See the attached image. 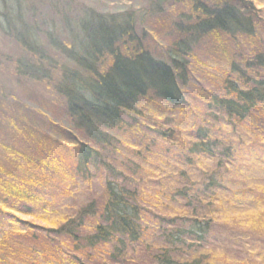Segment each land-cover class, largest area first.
Here are the masks:
<instances>
[{
    "label": "trees",
    "instance_id": "1",
    "mask_svg": "<svg viewBox=\"0 0 264 264\" xmlns=\"http://www.w3.org/2000/svg\"><path fill=\"white\" fill-rule=\"evenodd\" d=\"M146 1L140 17L156 16V22L168 28L166 33L150 31L153 37L161 34L168 41L161 57L151 52L145 36L134 29L133 12L128 18L93 13L79 22L64 7L72 5V0H57L59 4L53 3L49 9L39 0H0V33L13 37L23 51L9 60L15 80L21 85L33 81L45 87L49 101L44 105L58 119H51L55 128L47 134L57 138L50 137L54 150L50 161L31 159L0 138V264H48L35 258L54 244L52 241H58L55 249L59 255L60 248L68 250L57 264H64V260L79 264L81 258H89L80 255L84 243L114 244L103 264H142L144 259L131 257L130 252L150 237L156 241L143 224L146 218L156 223L160 241L154 254L147 255V264L205 263L204 256L190 254L191 247L203 251L218 215L223 213L212 202L213 190L221 187L220 181L230 173L235 155L234 146L225 144L224 128L239 127L240 136L243 125L264 106V49L234 54L216 43L210 49L221 68L210 84L196 72L198 68L207 76V70L192 67L191 56L196 47L205 46L211 34L221 35L225 41L253 39L259 18L251 12L254 0ZM69 33L75 36L66 35ZM199 80L204 84L198 102L207 115L186 133L187 153L182 155L181 167L169 175L171 188L166 197L173 204L166 206L141 188L144 180L135 181V172L128 175L114 164L121 166L112 150L122 138L135 145L132 149L139 157L149 146L160 144L168 149L171 140L177 139L174 111L182 107L193 110L194 98L188 89ZM14 97L18 98L12 95L11 101L4 98L0 102L2 120L14 128L16 124L23 128L24 123L34 126L25 119L29 103ZM148 104L156 107L158 115L146 113ZM39 110L36 107L33 111L38 115ZM145 114L153 119L147 126L150 132L142 128L149 122L144 120ZM214 120L222 122L219 128ZM23 129H17L21 136ZM40 140H35L36 147ZM21 156L26 163L18 160ZM207 158L215 160L210 174L206 168L197 179L187 174L186 161ZM130 161L129 156L124 157V162ZM163 173L152 178L154 185L149 188L153 191H159L157 184L165 188L168 172L163 169ZM97 175L102 183L101 198L91 194L90 201L80 202L78 210V201L63 203L61 209L50 206L52 199L74 197L80 181ZM178 176L184 177L181 185H176ZM88 222L90 231L86 232L83 227Z\"/></svg>",
    "mask_w": 264,
    "mask_h": 264
},
{
    "label": "rangeland",
    "instance_id": "2",
    "mask_svg": "<svg viewBox=\"0 0 264 264\" xmlns=\"http://www.w3.org/2000/svg\"><path fill=\"white\" fill-rule=\"evenodd\" d=\"M32 1L33 0H30V2ZM39 1L49 5L48 9L53 3L59 4L57 0ZM253 2L255 9H252L251 12L259 18L257 20V34L254 35L253 39L241 38L239 40L228 39V41H225L223 36L211 34L206 37L207 41H204L205 46L200 45L195 48L194 53L191 56L192 67H195L196 65L199 68L207 70V76H204L205 74L195 67L197 74H199L203 82H206L207 80V83H212V80L214 79L213 75L221 68L220 63L216 58H214V56L212 57V50L217 46L216 43L221 44L218 45L220 49L233 51L234 54H242V52L248 51L250 53H257L264 49V0H254ZM146 4V0H72V5H64V7L69 14H71L72 18L78 17L77 20H79V22L82 18L87 19V17L93 13L95 15L101 13L109 14L110 16L123 15V18H128V16L133 17V12L136 15V17H134L136 20L134 23V29H136V31L143 37L145 36L144 43H146V45L148 44L151 52L155 56L161 57L163 51L167 48L168 41L164 37H160L162 36L161 34L160 36L156 35L153 37L150 31L154 32V34L159 30L166 33V29L168 28L163 27L160 22H156V16L155 18L149 17L150 19L147 17H140ZM46 5H44V8L47 9ZM0 8L2 7L0 6ZM62 10H64V8H62ZM43 12L47 13L48 10ZM38 15L40 16V13H38ZM170 16L171 15L168 14V17ZM173 18L175 20V16H173ZM34 19L37 20V15ZM38 20L39 22L41 21L40 17ZM0 21L3 22L1 17ZM170 21L171 18L168 20V24H170ZM64 31L70 32L65 29ZM66 35L74 37L75 33H69ZM219 41H221V43ZM22 53L23 51L13 37L9 38L0 33V102H2L4 98L11 101L12 95L18 97H14L15 101H17V99H21L24 102L27 101L30 106L26 112L25 119L28 120L27 122H33L37 130H41V132L37 131L33 125L26 123L23 124V128L26 129L19 127V124H16L18 127L14 128L12 125L2 120L3 117L0 113V138L4 140V144L9 142L13 146L15 145L17 150L21 151L31 159L37 160L40 158L50 161L54 157V150L50 148V143L52 141L50 140V137L54 140L57 138L56 136L47 137V134L53 133V129L55 128L52 126L54 124L50 123L51 119H58L53 112L44 105L45 102L49 101V95L47 94L45 87L34 85L35 83H33V81L21 85V82L15 80L16 77L14 75V70L12 71V64L9 63V60H12L13 57H19ZM203 82L200 80L199 82L195 81L188 89L191 96L195 99L191 100L193 110L182 107L179 108V111H174L176 124L175 134L177 139L171 140L172 144H169L168 149L164 147L165 145L162 146L160 144L158 146H149L142 149L145 153L143 156L139 157L137 156V151L132 149L135 148V145L126 138H122L121 141L116 143L115 149L112 150L113 156H116L121 166L117 165V163L114 164L119 169L124 170L128 175L131 172H135V181L144 180L142 183L144 185H141V188L147 190L151 197L160 198L166 203V206H172L173 204L166 197L167 190L171 188V179L169 178V175H171L176 168L181 167L180 162L183 161L182 155L187 153L186 146L189 143V139L186 137V133L195 121L201 120L202 117L207 115L206 111L200 107V103L198 102L201 87H203L204 84ZM7 100L5 102H7ZM146 106V113L158 115L154 105L148 104ZM36 107L41 111L38 115L33 111ZM13 113L15 114V117L18 116L15 110ZM144 120H149V122L143 124L142 128L145 131L150 132L152 129L147 126L152 123L153 119L145 114ZM161 121H163V119L159 121L156 120V124ZM213 122L217 128H219V125L222 123H218V120H214ZM29 127L32 129L27 131L29 130ZM18 128L23 129V136L19 133L20 130H17ZM227 129L224 128L223 131V133H226L227 135L226 140H220H224L225 144L227 142L228 145L231 144L234 146V162L230 165V173L228 176L225 175L220 181L219 184L221 187L213 190L214 199L212 201L214 205L221 207L220 211L222 210L223 213L221 216L218 215V223H215L211 234L208 236L209 241L203 249L205 253L200 251V247L192 246L190 254L204 256V264H264V106L259 107L253 113L250 122L243 125L240 136L237 135L238 130H240L239 127L235 130ZM30 134L33 136L32 140L28 138ZM38 138L41 139L40 146L36 147V144L38 143L35 142V140ZM162 142L164 143V141ZM57 152L58 150L56 153ZM125 156H129L132 161L137 163L132 164V161H130V163L124 162ZM220 156L222 155L220 154L219 158ZM18 160L23 164L26 163V160L23 159L22 156L18 157ZM186 164H189L186 166L187 174L195 176L194 178L197 179L198 177L200 178V174L205 168L207 169V174H210L209 170H212L215 166V160L207 158L200 162L186 161ZM163 169L168 172L164 182L165 188L159 187V184H157V189L160 188L159 191H153L149 188L154 185L152 178L157 179L165 174L163 173ZM149 178H151L152 181L148 180ZM176 178L180 179L179 181H176V185H181V183L184 182V177L178 176ZM133 184H137V186L139 185L136 182H133ZM74 192V197L67 196L64 199H52L50 202L52 204L50 206H55V208L61 209V207H65L62 205L63 203L68 204L78 201V210L81 208L80 202L84 203L90 201L92 197L91 194L94 197L101 198L102 183L99 175L94 176L87 181H80V184L75 186L73 194ZM100 198L97 199L98 202L100 201ZM151 201L155 203L153 198H151ZM151 220L146 218L143 224L146 226V230H150V236H156V241L150 237L148 240H145L147 244L144 242L143 246L135 245V248L131 249L132 251L130 252L131 257L139 256L143 258L144 260L141 259L142 264L148 263L147 255L154 254L156 251L155 247L158 246V244L160 245V241L157 240L158 233L156 231H158V229L156 223ZM90 223L91 222L86 223V228L83 227V230L89 232ZM250 233L254 234V237H251L249 235ZM63 238L65 237L63 236ZM252 241L255 242L251 244L250 242ZM52 242H54V244L51 243L50 247H48L45 252L42 251L43 253H40L35 259L40 261L46 260L49 262L48 264L59 263L60 258L66 254L68 250L64 251L63 247L60 248L61 255H59V252L55 249V247L59 246L58 241ZM69 242H71V239ZM148 244H151L150 248H148ZM146 245L147 248L144 249ZM113 246L114 244L112 243H110V245L98 244L96 246L84 243L82 248L83 252L82 254L80 253V255H87L89 258H81L78 263L103 264L109 259L107 254L113 251ZM140 250L144 251L145 254L139 253L138 251ZM68 258L73 260L71 257ZM137 262L141 263L140 260ZM63 263L69 264L66 260H64Z\"/></svg>",
    "mask_w": 264,
    "mask_h": 264
},
{
    "label": "bare ground",
    "instance_id": "3",
    "mask_svg": "<svg viewBox=\"0 0 264 264\" xmlns=\"http://www.w3.org/2000/svg\"><path fill=\"white\" fill-rule=\"evenodd\" d=\"M64 156H67V154L64 153Z\"/></svg>",
    "mask_w": 264,
    "mask_h": 264
}]
</instances>
